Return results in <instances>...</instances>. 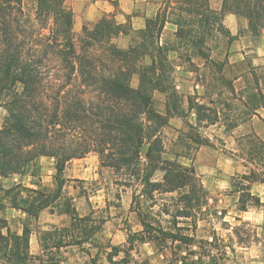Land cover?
I'll return each mask as SVG.
<instances>
[{
  "label": "trees",
  "instance_id": "trees-1",
  "mask_svg": "<svg viewBox=\"0 0 264 264\" xmlns=\"http://www.w3.org/2000/svg\"><path fill=\"white\" fill-rule=\"evenodd\" d=\"M25 1L0 0V107L8 113L0 129V175H23L39 158H52L56 161L57 190L50 193L46 188H26L34 195L15 201L11 208L37 218L52 199L61 195L60 175L66 164L97 152L109 167L117 171L127 169L129 177L142 186L134 197L133 211L143 231L134 236L142 242L155 244L163 238L192 247L196 244L194 236L154 227L150 222L153 217L141 209L142 200H154L155 193L186 190L180 196L182 206L173 215L174 228L181 231L184 228L178 227V219H193L206 204V191L195 169L162 156L160 130L168 125L170 117H183L185 110L168 75L165 50L156 45L157 36L166 21L177 25V36L188 40L193 30L184 32V24H218L231 42L235 37L224 27L226 14L247 20L252 35L259 36L264 29V0H222L219 11L210 7L209 0H176L179 6L174 8L172 0H164L165 11L156 20H149L145 30L134 32L126 49L120 48L116 40L121 35L129 36L131 30L112 17L103 16L76 34L74 15L66 0H32L36 5L34 17L26 13ZM135 75L139 77L138 88L131 84ZM155 92L166 95L165 114L155 106ZM200 108L201 105L189 101V110L196 109L198 113ZM209 120L214 124L215 120ZM90 128L92 137L83 138L78 145L66 143V135L83 136ZM195 142L209 145L206 139ZM260 144L264 147L261 140ZM145 145L149 146L143 155ZM262 158L259 161L264 164ZM143 160L147 163L145 168ZM157 172L164 173L161 180L153 179ZM243 180L246 183L240 187L239 209L246 211L249 202L260 204V199L251 195V184L264 179L252 171ZM15 186L5 189L0 185V212L5 209L4 200L20 187ZM66 210L71 213L68 207ZM165 214L170 215L168 211ZM154 233L158 235L153 237ZM29 236L26 225L23 234L18 235L10 231L7 219L0 217V256L5 264H45L44 258L47 263L59 264L54 253L33 258ZM198 247L203 249L201 242ZM208 252L210 259L215 258L212 251ZM187 260L184 257L182 264H189Z\"/></svg>",
  "mask_w": 264,
  "mask_h": 264
},
{
  "label": "rangeland",
  "instance_id": "rangeland-1",
  "mask_svg": "<svg viewBox=\"0 0 264 264\" xmlns=\"http://www.w3.org/2000/svg\"><path fill=\"white\" fill-rule=\"evenodd\" d=\"M172 1L175 3L172 4L173 8L179 6L176 0ZM159 3L164 12V0H159ZM209 4L213 10L219 11L220 0L209 1ZM24 7L26 13L34 17L35 2L26 0ZM240 20L239 37L231 42L218 24L200 27L187 23L182 29L184 32L193 30L190 40L173 36L170 29L159 40L164 45L169 62L168 75L185 108L182 118L170 117L168 125L160 130L164 151L162 156L195 169L206 191V204L193 219H178V227L184 228L181 231L174 228L173 215L182 206L179 200L186 190L170 194L155 193L154 200H142L141 209L149 213L148 217H153L154 220L150 222L154 227L194 236L196 244L189 248L163 238L156 240L155 244L139 241L134 235L142 228L130 207L142 186L129 177L127 169L117 171L109 167L97 152H91L85 157L90 158L87 165L97 167L96 180L76 179L72 183L70 179L60 205L70 209L75 204L72 202L74 198L83 197L78 203L79 212L89 214L88 217L93 219L97 235L90 246L71 247L54 255V259L62 261V264H182L184 257H187L189 264H264V236L261 235L264 231V208L250 207L249 213L243 214L239 211L238 202L240 187L245 183L243 166H256L250 162H253V156L262 147L259 137L252 130L255 121L261 124L258 117L264 116V47L259 43V37L245 28V19ZM224 27L228 29L226 24ZM118 44L125 47L128 41L123 39ZM155 101L157 110L161 114L165 113L164 97L156 94ZM189 101L202 105L198 113L196 109L195 114L187 111ZM7 117L5 108L0 107V129ZM196 117L204 118V121L196 122ZM209 119L215 120L214 125H210L212 120ZM92 136L93 129L90 128L83 136L66 135L65 140L66 143L78 145L83 138ZM195 139H207L210 146L198 145ZM148 146L143 148V155ZM257 157V163L264 165L259 161L263 157L264 162V147ZM50 159L39 158L24 170L23 175H11L9 178L0 175V185L5 189L20 185L8 198L3 199L5 209L0 212V217L8 220L10 230L19 231L25 220L23 213L9 208L15 201L21 202V199L33 194L26 190L30 189L27 186L29 182L39 184L45 178L52 177L53 174L49 173ZM73 160L72 163H81L75 161L78 159ZM53 163L55 166V159ZM141 164L145 168L147 163L143 160ZM235 167L241 168L235 176L229 178L221 175L224 170L230 171ZM163 174L157 172L153 179L161 180ZM73 185L77 187L76 191H73ZM252 204L249 202L248 205ZM166 211L169 216L165 214ZM106 220L109 223L102 228V222ZM65 222L69 223V220L64 218ZM42 224V219L36 222L32 218L27 227L38 231ZM155 233L153 237L158 235ZM146 237L149 238V235L146 234ZM199 242L203 249L198 247ZM225 247L229 248L226 254ZM208 251H212L215 258L210 259ZM32 252L33 258L42 255L37 248ZM188 253L193 255L189 256ZM44 260L45 264H51L47 263V258ZM1 263L5 264L2 258ZM31 264L39 262L32 261Z\"/></svg>",
  "mask_w": 264,
  "mask_h": 264
},
{
  "label": "crops",
  "instance_id": "crops-1",
  "mask_svg": "<svg viewBox=\"0 0 264 264\" xmlns=\"http://www.w3.org/2000/svg\"><path fill=\"white\" fill-rule=\"evenodd\" d=\"M66 1L71 11L73 12L74 30L77 33H80L83 26L85 25L87 26L94 25L103 16L112 17L115 19L117 24L129 27L131 30V34L129 36L121 35L116 40V44L123 49L128 48L129 45L131 44L132 34H134V32L145 30L147 28V22L152 19L156 20L162 12L161 4L159 3V0H66ZM209 1L212 2V0ZM220 3H222V0H220ZM220 8H221V4L219 5L218 10H220ZM244 22H245L244 23L245 28L249 29L247 21L245 20ZM223 23L226 24L231 35L235 37V39H237V37H239V32L241 28V20L234 14H226ZM167 29H170L172 31V35L177 37V32H178L177 25H175L171 21H166L165 25L160 31L159 34L160 36L159 35L157 36V45L159 47L164 46L162 43L159 42V40L162 34L166 32ZM258 37L260 41L259 43H261V45L264 47V29H262L261 34ZM123 39L128 41V45L125 47H121L118 44V42ZM131 84L134 88L139 87V77L137 75L133 77ZM156 94L162 95L164 97L165 100L164 106L166 113V101H167L166 95L161 92H155L154 94L155 106H156V101H155ZM262 109L264 110V106L262 107ZM187 111L194 114L196 112L195 109L192 110L187 109ZM173 117L182 118L181 116H177V115ZM196 122H199L198 117H196ZM258 122H261V124L257 123L256 121L253 123L252 132H254L255 135H257L259 139L264 143L263 115L262 117H258ZM210 125H214V124H210ZM201 146H210V143L209 145H201ZM50 160L52 163H51V168H49V173L53 174L52 177L45 178L43 181H40L39 184L32 181L29 182L27 186H29L30 189L38 190L40 188L43 189L46 188L47 190H51V191L57 190V179H56L57 171L55 169L53 159ZM73 161L74 160H71L66 164L63 172L60 175V178L63 181L61 195L58 198L52 199L51 204H49V206H47L46 208L42 209L37 218H33L29 216L27 213L22 212L20 210L9 208V210H16L23 213L25 223L22 224L21 229L19 231L10 230L11 232H15L18 235L23 234L24 225L27 226L30 219L33 218L36 222L42 219L43 224L41 227L38 228L39 229L38 231H33L32 229L30 230L29 251L31 256H34L32 250L36 248L37 250L40 249V252L42 254L41 256H45L50 253H54V255L60 254L61 252L67 251L71 247H76L80 245L90 246L97 235L96 232L97 228L94 226L95 224L93 219L88 217L89 214L83 215L80 214L79 212L78 203H80L83 200V197H76L74 198V200H72V202L73 203L75 202V204L71 205L70 208L71 213L67 212L66 210L67 206L64 207V205H60V202H62L61 201L62 197L65 194L64 193L65 188L67 184L70 182V179H72L73 180L72 183H74V180L76 179L96 180V177L98 176V173L96 172L97 167L94 165H87V163H89L90 161L89 157H84L75 160L81 163H72ZM250 163L251 165H256V166L253 167L243 166L244 171H242V174H244V176L250 175L252 171H255L261 176V178L264 179V165L258 164L256 160ZM240 171L241 168L235 167L230 171L224 170L223 173H221V175L223 177L231 178L232 176H235L236 172H240ZM73 173L74 175H72ZM75 173H79L84 176L76 175ZM206 179L208 181L209 177H207ZM243 181L245 182V180ZM72 188L73 191L77 190V187L75 185H73ZM250 192L251 195L260 199V204H252V206L247 205L246 211H241L239 209V211L243 214H248L250 211V207L257 209H259L260 207L264 208V182L252 183ZM240 197H238V202L240 200ZM131 204L132 205L130 208L133 210V203ZM134 213L136 214L135 211ZM136 217L139 221L137 214ZM64 218H67L69 220V223L68 222L64 223ZM257 218L259 220L260 217L258 216ZM108 223H109L108 220L103 221L102 228ZM139 225L141 226L142 229L137 233H141L143 231V227L140 221H139ZM73 227H77V229ZM261 235L264 236V231H262ZM142 243L145 244L149 242H142ZM245 247L247 249L249 248V246H245ZM226 249L229 248L225 247L224 251H226ZM217 252H219V249H217ZM58 262L59 264L63 263L62 261L61 262L58 261Z\"/></svg>",
  "mask_w": 264,
  "mask_h": 264
}]
</instances>
